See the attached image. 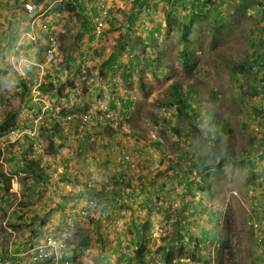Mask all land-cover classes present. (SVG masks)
I'll use <instances>...</instances> for the list:
<instances>
[{"label": "rangeland", "instance_id": "rangeland-1", "mask_svg": "<svg viewBox=\"0 0 264 264\" xmlns=\"http://www.w3.org/2000/svg\"><path fill=\"white\" fill-rule=\"evenodd\" d=\"M171 1L173 0H166V2L164 0L137 1L142 4L149 2L156 5L159 10L158 15L156 14L160 17L158 20L159 25L155 29L153 38L146 42L136 40V42L131 44L134 54H126L124 51L121 53L124 57L122 58L124 62L116 66V69H114L115 76H111L116 80L120 88L130 90L131 95L135 97V113H133L132 117L128 116L130 120L125 125L128 126V129H131L132 135L142 136L144 134L146 135V140L157 143L154 146L152 145L155 148V151L153 150L154 166L152 165V174L151 177L147 178L146 183V189H153L156 195L152 197L153 199L150 203L144 202L143 210L136 209L135 205L141 196L134 195L130 199L133 202L132 206L138 211L135 213L146 214L147 219L151 220V217L154 219L151 231H154L156 235L153 238L151 237L148 242L147 246L149 247L150 255L147 259H151V264H190V262H192L191 264H198L194 263L196 259L197 261L199 259L202 260V254L192 250L193 248H190L186 242L187 240H185L178 247L173 258L169 259L168 262L164 261L167 253L166 248L169 249L167 241L169 237H172L176 224L180 220L176 216L181 208L179 204L183 205V201L178 203L174 200L177 197H181V195L178 196V190L179 185H182V181L179 177H175L173 182H169L168 178L172 175L170 168L175 166L173 165L175 157L179 153H181V164H186L190 151L193 152L195 158H198L199 155H208L209 153L216 156L217 160L212 163V166L216 167H214L213 175V194L210 196L214 198L208 202L211 203L214 211L220 201L216 200V197H224L225 190L230 191L228 206L223 214L221 225L222 243L213 250L216 264H258V258L263 256L264 259V250L262 249L264 248V241L259 243L264 235L256 234L251 228V223L253 221H262L264 223V216L257 217L254 215L257 212L252 206L253 200L250 197H237L235 180L230 179L224 182V176L227 173L230 172L229 175H235L237 171L234 168L222 170L225 164L234 159L235 152L252 148L256 142H259L261 137L260 132L255 134L252 126H254V119L258 115L255 114L254 109L258 107L264 109V88L260 84L263 74L257 73L256 78H254L255 72L252 69V62L258 59L257 54H260V51L264 48V41H257V34L261 35L260 27L256 28L258 24H255L257 23V18L253 14H249V12L241 13L239 9L240 5L252 4L254 0H239L238 2L235 0H200L208 5L210 9L203 15H196L197 27L188 35L190 42L187 50L190 52L192 64L196 65V68L191 65H185L180 60L184 43L181 41L179 34L184 24L182 17L188 16V9L186 6H180V9L174 11L170 8ZM214 1L221 2L219 5L220 11L214 9L216 6ZM137 2L122 0L124 9L116 10L121 19L130 11L129 9L132 10L137 7V4H139ZM137 12L144 14L142 9ZM216 12L220 14L218 19L215 18ZM66 17L73 18L68 26L69 30L65 31L63 29V33L59 31L53 34L51 40L57 41L62 49L64 47L65 49L75 48L78 43L73 38L81 29V21L74 13H68ZM38 19L42 20L44 17ZM37 23V26H35L36 32L43 31L44 33L48 31L46 27L50 24H46V27H44V22L38 21ZM158 29L159 36L156 33ZM117 30L111 25L108 33H114L115 36H109V38L103 36L94 42L88 40L85 42V44H88L83 46L85 49V61L88 59L89 71L96 79L99 77L102 80H106L107 76L114 74L113 70L112 73L111 71L103 73L101 69L105 67L99 66V61L104 56V51L113 50L109 47V44L113 43L119 37L118 35L121 34ZM30 32L28 35L24 34L27 43L26 47L28 46L29 52L35 50V43L39 38L38 34H31ZM143 35H146V31L143 29H130L129 36L133 38H143ZM35 36L37 37L35 38ZM121 39H123V36ZM36 44L38 45L39 42ZM95 47L102 50L104 48L102 56H93L92 48ZM157 48L162 50V54H158ZM21 49L23 51L27 50L24 46H21ZM97 57L100 58L97 59ZM136 57L138 58V66L134 67L133 62ZM241 61L245 62V69L239 68L237 72L233 73L230 67H238L235 65ZM20 63L10 58L7 63L0 65V124L5 122V118L12 116L15 119L14 123L24 128L27 127L25 124L30 123L32 119L40 115V111H31L29 108L27 91L30 93L29 101H31L32 88L28 87L25 89L23 96L17 90L20 82L17 83L13 79L12 67L14 65L18 67ZM130 63L134 67V75L136 73L138 75L131 82L125 79L122 82L120 80L122 78L121 74L118 76L117 72L126 69L124 65H129ZM21 73L25 77L28 76L24 71ZM140 77L142 80H139ZM23 82L28 86L27 78ZM102 82L100 81V84ZM141 83L143 86H140ZM173 85L180 87L179 92L183 97L181 102L175 100ZM102 86H106V84L99 86L102 90H100L96 100L107 102L106 96L110 92L107 90L106 94H104L102 91L108 88H102ZM188 89H191L189 94H187ZM186 103L191 105L193 111L189 112L188 108L184 106ZM53 110H55V107ZM38 129L41 132L38 133L37 141L41 147L37 157L41 159L43 165V159L46 156L45 153H47L46 149L49 150L46 140L49 137V132L58 131L59 129L57 125L47 121L44 124L42 123ZM206 130L212 133V136L208 137V139H213L212 147L205 146L203 140L195 134L205 133ZM260 131L263 132L264 130L261 129ZM180 132L187 133L184 138L186 143L175 148L173 144L180 140V137H178ZM189 134L192 137H188ZM54 141L56 142L55 139ZM24 143H26L24 136L19 139L0 137V148L3 152L0 156V257L3 260L9 256L14 257L12 256V253H14L13 249L19 250L27 245L26 239L30 237L32 230L42 229L44 231L45 227L51 228V226H44V224L53 212H59L53 205L54 203L56 204L59 196L55 191L61 185H57L54 179L51 180L52 184H31L32 170L25 165L21 168L20 158L24 157L25 154L20 153L19 147L25 145ZM158 144L159 146H157ZM214 146H216V150ZM55 151L57 152L56 147L53 152ZM216 151L219 152L218 156L215 153ZM160 159L162 160L159 163ZM245 160L241 159V163L245 164ZM59 164H61L60 160ZM175 168L178 171L182 169L181 166ZM53 169L51 168L52 175L54 174ZM57 169L60 171L58 174L59 179L60 175H63V169ZM191 170H194L193 178L196 180L199 177V171L194 168ZM99 179L97 177L95 180L98 187L101 185V181H104ZM58 181L60 182V180ZM7 183L11 185V189L9 191L2 190ZM160 186H163L164 189L162 188V192L158 196V188ZM52 188L55 190H52ZM31 190H34L33 195L30 194ZM164 194L168 195V197H164ZM102 197H114V194L112 192H102ZM160 197L168 198L166 208H169L171 213L175 214L167 222H164V218H162L164 216L162 215L163 210L158 211L159 213L155 212L157 206L159 209L163 207L162 203H158ZM47 202L49 203L48 206ZM120 203L114 206L111 215L105 216L108 217V222H111L112 225H106L107 233L112 231L111 229L114 227L116 230L118 227L120 228L125 219L122 216L123 214L121 216L119 214L123 212L126 215L128 210L124 209L125 204L122 205ZM102 209L104 207H98L91 215H99L101 213L99 210ZM35 213L40 217L43 216V218H40V221L43 220L42 222H44L42 226L40 225L41 223H32L28 219ZM74 214L77 216L76 213ZM71 216L72 214L69 216L65 214L64 220L71 218ZM60 219H54V222L56 223ZM63 221L61 220L60 224ZM81 222L78 221L77 223ZM123 230L126 231V228ZM124 242L126 243V240ZM22 243L24 244L22 245ZM62 258L63 254L60 257L61 262ZM60 261L59 264H61ZM200 263L210 264L206 260Z\"/></svg>", "mask_w": 264, "mask_h": 264}, {"label": "crops", "instance_id": "crops-1", "mask_svg": "<svg viewBox=\"0 0 264 264\" xmlns=\"http://www.w3.org/2000/svg\"><path fill=\"white\" fill-rule=\"evenodd\" d=\"M21 1L22 0H0V65L7 63L10 58L15 59L16 62H21L18 67H15V65L12 67V72L14 73L13 79L17 82L27 78V82L32 89L33 85L34 87H38L37 90L33 89V98L30 102L32 110L37 109L38 106L49 109L55 107V109H59L60 112L67 113L75 110L77 107L82 109V111L97 110V112H99L101 108H113L119 109L120 111L128 109V112L121 114L130 115L133 106H135V97L131 95L130 90H123L120 88L116 80L111 76H115L114 69H116V66L121 62H124V60H122L124 57L121 55L123 51L126 54H134L133 46H131L132 43L136 42V40L139 42H146L153 38L154 31L159 25L158 20L160 18L157 16L159 10L156 5L149 2L143 4L137 2L139 3L137 4V7H134L132 10L129 9L130 11H128V13L121 19L116 10L124 9L122 0H113V2L110 3V7H112L111 25L118 29L117 31L123 35V39H121L122 35H118L119 37H117L113 43L109 44V47L113 49L112 51H104V48L103 50L97 47L92 48L93 56H102V52L104 51V56H102L99 61V66H102L112 55L116 56V62L113 64L112 69H101V71L103 70V73H106V71H111L112 73L113 70L114 74L107 76L106 80H102V78L99 77L98 79H96V77L94 78L89 71V65L87 63L88 59L85 61V49L83 47L88 40H92L93 42L96 41L92 35V30H90L91 22L89 20V15H91L94 10L95 0H90V2L89 0H86L85 13H80L76 8L65 9L63 3L66 0H55L53 2H51L52 0H45L44 4H40L42 5L40 9L41 12L37 15L26 12ZM164 1L166 2V0ZM235 1L238 2L239 0ZM192 2L193 0H188L183 6L187 5L190 7ZM216 2H218V6L216 5L217 10H221L219 6L221 2ZM256 2L257 0H254L252 4L240 5L239 9L241 13L249 12V14H253L252 9ZM45 4L48 5L45 6ZM139 7L140 9H138ZM63 8L64 11L62 10ZM53 9L62 10V12H58L56 16H53L49 12V10ZM141 9L144 14L137 12L139 10L141 11ZM68 13L76 14V17L81 21V29L73 38L75 41L77 40L78 46L66 49L64 47L62 49L59 47L57 41L51 40V37L59 31L63 33V29L65 31L69 30L68 26L73 18L66 17ZM254 16L257 18V23L255 24H258L257 26L260 27L261 31V35L259 33L257 34L258 40L264 41V19L259 17V15ZM42 17H44V19H42ZM38 18L42 20H39ZM37 19L40 22H44V27H46V24H50L46 27L48 28V31L44 33L43 31H35V26L38 24ZM83 19L89 20V28H83ZM182 21L186 24L191 20H185L183 18ZM111 25L109 24V27H111ZM133 28L145 30L146 35H143V38H133L132 36H129L130 29ZM24 30L26 31L23 32ZM29 32L31 34L36 33L39 35V38L36 41V43L39 42V44L37 45L35 43V50L30 52L28 51V46L26 47L27 43L24 38V34L28 35ZM12 34H14V37ZM37 36H35V38ZM109 36L115 35L114 33H106L105 38H109ZM51 42L54 43L59 62L65 60V63L60 66H47L44 63L45 49ZM118 43L119 45L117 46ZM9 45L13 46L12 50L8 49ZM21 46H24L27 50L25 49L23 51ZM260 52L263 54L264 48ZM99 58L100 57H97V59ZM137 59H134V64L137 62ZM124 66L126 69L117 72L118 76L121 74L122 78L119 77L120 80L124 82L123 79H125L126 81L131 82L133 79H136L138 73L134 75L135 66L132 67L131 63ZM78 68H84L86 74L80 76L75 75ZM261 70L262 68L258 70L256 69L254 72L258 73V71ZM22 71L28 74V76H23L21 73ZM88 74H90V76H87ZM48 76H50V78H48ZM49 80L53 82L50 86V88H52L51 91L49 93L45 92V94L41 92V94L38 95L37 92L39 91V86L44 83L45 87H47L46 84L49 85ZM100 81H103L102 84H106V86H102V88H108L102 92L104 94H106L107 90L110 92L106 96L108 99L107 102H97L96 100V96L99 95L100 90H102L99 87L102 85L100 84ZM67 82H72V86H69ZM55 89L56 94L52 95ZM57 89H59L58 93ZM67 131H64L63 133L60 132L59 134L60 141H58V144L62 145H60L56 154L46 155L44 158V161L47 162L45 164L46 167L50 166V168H54L55 172L53 173L55 175H58L60 172L57 168L63 169V175L61 174L60 177L64 179L63 183H60L61 187L55 191L59 196L53 207L59 210V212H53L45 222L44 226L51 224L53 226L51 227L52 230L59 229L60 222L61 220H64L65 214L69 216L78 211L75 202L82 199L81 197H85L86 191L91 196H93L94 190H102L103 192L108 193L112 192L114 197H100L102 204L108 205L106 206L108 208L105 207L100 211L101 213L99 215L76 224L72 236L68 241L67 249L64 251L61 264H151V259H147L150 255L149 247L147 245L151 237L153 238L156 235L154 231H151L154 219L153 217H151V220L147 219L146 214L142 215L140 213H135L138 211L132 206L133 202L130 199L134 195L141 196L135 204L137 205L144 197V202L150 203L153 199L152 197L156 195L154 194L153 189H146V183L147 178L151 177L152 174V165L154 166L153 150L155 151L153 146L157 143H152L146 140V135L144 134H142V136L137 134L123 136L119 133L110 135L108 132H105V130L97 133L93 142H88L86 137L80 132L74 134L70 129ZM186 134L187 133L184 132L178 134L180 140L174 142L173 145L175 148L186 143L184 140L187 136ZM195 134L203 140L205 146H212L213 139H208V137L212 136V133L209 130H206L205 133L200 132ZM190 136L192 137V135L189 134L188 137ZM109 145H111V151ZM157 146H159V144ZM125 153H128L131 156L133 162V166L126 169L125 172L129 178L128 181L124 187L121 188V191L118 187H113L110 184L107 187L105 182H107L109 177L118 172H123L117 164L120 156ZM235 153L236 155L234 156V159L230 160L228 164H225L222 170L234 168V170L237 171V174L229 175L230 172L227 173L224 176V182H226V180L229 181L230 179L235 180V184L237 185V197H250L253 202H258L259 207H254V209L259 215L256 213H254V215L257 217L264 216V133L261 135L259 142L255 143V146L248 150H240ZM209 154L211 155L212 153ZM205 157H207V154L203 156L199 155L198 158H195L193 152L189 151L186 164H181V153L175 157V163L173 164L175 166L170 168L172 175L169 176L168 180L170 182L172 179L171 182H173L175 177L181 179L182 185H179L178 190V196L181 195V197L173 199L178 203L183 201V205L181 206L179 204V207L181 208L176 216L180 220L178 224H176L172 237H169L167 241V247L169 249L165 246L163 247L166 248V251L172 249L176 252L178 247L182 245L181 243L187 240L186 242L190 248H193L192 250L202 254V260H193L195 261L194 263L201 264V261L206 260L210 264H216L215 258L213 257V250L222 243L221 225L223 214L228 206L230 191L228 192L225 190L224 197H216V200L220 201L214 211L211 203L208 202L214 198L210 196L213 194V175L214 167L216 166H212L211 163L209 168L207 165L203 168L199 162ZM241 159H246L245 164L241 163ZM59 160L61 161V164H59ZM161 160L162 159L159 160V163ZM177 166H181L182 169L178 171L175 168ZM192 168L199 171V177L196 180L193 178L194 170H191ZM235 176L237 177L235 178ZM97 177L100 178L99 180H104L101 181L99 187L95 182ZM103 177L105 178L102 179ZM50 184H52V181H50ZM93 187H95L94 190ZM52 190L55 189L52 188ZM114 190L118 192H115ZM140 192H142V194H140ZM160 194L161 193L158 191V196ZM164 197H168V195L164 194ZM167 200L168 198L164 199L160 197L158 201V203H162L163 206L158 211L163 210L162 215L164 216L162 218H164V222L171 220L175 216L174 213H171L169 208H166ZM118 203L122 205L125 204L124 209L128 210L127 214L124 215L121 211L122 213H120L119 216L123 214L122 216L125 217L121 227H118L117 230L114 227L111 229L112 231L108 230L110 232L107 233L106 225H112L111 222H108V217L105 216L111 215L112 209ZM48 205L49 203L47 202V206ZM182 207L185 208V210H183ZM34 215L38 218L43 217H40L36 213ZM58 218L61 219L55 223L54 219ZM124 228H126V231L123 230ZM46 229L49 228L46 227ZM36 231H39V229L32 230V234L26 239V249L23 247L19 249H24L26 252L13 249L14 253H12V256L16 257L14 260L15 264H18V260L20 261L23 255L26 256L31 253L32 247L34 246V233ZM259 233L260 235H263L264 231H260ZM179 238L180 240H178ZM124 240H126V243ZM22 241L25 242L24 240ZM262 242L263 240L259 243ZM259 243L258 245L260 246ZM23 244L24 243H22V245ZM29 247L30 250H28ZM262 249L264 250V248ZM9 258L12 257L9 256ZM257 261L258 264H264L263 256L258 258ZM191 263L192 262H190V264Z\"/></svg>", "mask_w": 264, "mask_h": 264}, {"label": "clouds", "instance_id": "clouds-1", "mask_svg": "<svg viewBox=\"0 0 264 264\" xmlns=\"http://www.w3.org/2000/svg\"><path fill=\"white\" fill-rule=\"evenodd\" d=\"M53 1H55V0H52L51 2H53ZM112 2H113V0H95V2H94L95 3L94 10L92 11L91 15H89V20L91 22V28H90V30H92V35H93L94 39H96V40L102 38V35L100 37H95L94 32H93L94 31V20L93 19L99 15L100 11H102L99 8V6L101 4L104 5L107 8L106 9L107 13L104 14V15H102V18H103V21H104L103 30H105L108 33V30H109V22L107 20L109 19L110 22H111L112 16H111L110 3H112ZM171 2H170L171 3L170 4V8L175 11V10L180 9V6H183L184 4H186L188 2V0H173ZM214 2L218 6V2H216V1H214ZM21 4H23V8H24V10L26 12L32 13V14H35V15H37V14L40 13V12L38 13V11H40L41 6H42V5H40L41 3H39V4L36 3V0H22L21 1ZM26 4H32L34 6V8L32 10H28L25 7ZM263 4H264V0H257L256 4L254 5V8L252 9L254 15H256V16L259 15V17H262L261 15L264 14V13L261 12V6ZM207 6L208 5H206L205 3H202L200 0H193L192 5L190 7H188L186 5V7L188 9V13H187L188 16H183L182 19L184 17L191 16L192 19H195L196 20V22H193V24H197V17H196V15L197 16H200V15L205 14V12L210 9L209 6L208 7ZM187 9H185V10H187ZM199 9H201V12L202 13H198L197 12ZM214 9L217 10L216 6H215ZM218 11H220V10H218ZM217 13L218 12L215 13V18H218L216 16ZM90 22H89V24H90ZM188 24H190V23H188ZM188 24H183V25L188 26ZM198 25H200V24H198ZM105 28H107V29H105ZM193 30L194 29L190 26L189 27V34H191V32H193ZM154 33H155V31H154ZM156 33H157V36H159V29L156 31ZM120 35H122V34H120ZM179 36H180V34H179ZM49 50H51L53 52V54H54V57H53V59L50 62H48L46 60L47 52ZM157 50H158V54H162V50L160 48H157ZM183 51H184V48L182 49V52ZM180 60H181V54H180ZM58 62H59V59H57V54H56V49H55L54 43L51 42L50 45L45 49L44 63L47 66H52V65L60 66V65H62V64L65 63V60L60 61L59 63ZM181 62H182V60H181ZM190 65L191 66H194V67L196 66L194 64H190ZM134 66L135 67L138 66V59H137V62L134 64ZM85 74H86V71H85L84 68H80L79 73H77V71L75 72V75H78V76L85 75ZM139 80H142L141 77L139 78ZM23 81H24L23 79L17 81V83L20 82V85L17 86V90L21 94V96H23V91L25 89H27L28 87H30L29 84H28V86H26ZM40 86H39V91L37 92V94L40 95L41 92L45 94V92H43V90H42V88ZM140 86H143L142 83L140 84ZM30 88H32V87H30ZM37 88L38 87H34V85H33V89L34 90H37ZM32 92H34V91H32ZM113 93H115V92H113ZM27 96L30 98V93L28 91H27ZM29 98H28L29 108L31 109V111H34V110H32V108L30 106V102L31 101H29ZM32 98H33V94H32ZM32 98H31V100H32ZM97 102H99V101H97ZM258 108H260V107H258ZM260 109H262V108H260ZM35 110H37L38 112L40 111V115L38 117L32 119L30 121V123L25 124L27 127L21 128V127L18 126L15 129L7 132L6 134L0 135V137H2V138H5V137H14V138H18L19 139L20 137L24 136V138L26 139V143H24L25 145L19 147L20 153L25 154L24 157H21L20 158L21 159V166H22L21 168H23L24 165L28 168V166L26 165V163L30 159L36 160L37 161L36 163L39 165V168L43 169L44 172L49 176V180L43 181V180L40 179L39 182L40 183L50 184V181L52 179H54L55 180V183L57 185H60V183H63V180H61V177H59V179H58V175H55V174L52 175L51 174V168H50V166H47L46 167V165H45L47 162H45L44 159H43L44 164L42 165L41 159H39V157H37V154H39V150H40L39 148L41 147L39 145L38 141H37L38 133L41 132L40 129H38V127L42 123L44 124L45 121L51 122L53 125H57L58 126V129H59L58 131L57 130H53V131H50L49 132V137L51 138V134L54 133V132H58V134H60V132L63 133L64 131H67V130L70 129V124L69 123H64V121H63L64 119H67V117L70 114H68L67 116H62V114H61V112H60L59 109L53 110V109H49V108L41 107V106L40 107L38 106V108L35 109ZM48 111H51L53 114L50 116V114H49ZM72 112L73 111H70V113H72ZM84 112L87 113V112H91V111L87 110V111H84ZM84 112L83 113H79L78 112V113L74 114V116H80V118H82L83 120H85L86 117H85V113ZM93 112H95V114L91 115L87 120H85L83 122V124H82V131L80 132L86 138L89 135V137L87 138V141L88 142H93L95 140V136L97 135V133H99V132H101L103 130H105V132H108L110 135H112L114 133H119V134H121L123 136H132L131 129L130 128L128 129V126H126L125 124H126V122L128 120H130L129 118L133 116V113H135V106H133V109L130 112V117H128L129 116L128 114L127 115H122L121 114V113L128 112V109H126L124 111H120L119 109H113V108H111V109L101 108L99 110V112H97V110L96 111L93 110L91 112V114ZM255 114H258V115L254 119L255 124H254V126H252V128H253L255 134H257V133L260 132L261 135H262L264 133V131L261 132L260 130L261 129L264 130V109H262V112L261 113H255ZM59 119H61V121ZM255 125L258 127L257 130H255ZM84 130L86 132H83ZM49 137L46 139L48 145H49ZM54 139L56 140V142L54 141ZM58 141H60V138L58 136H55L53 138V143H54L53 150L55 149V147L57 148V150L59 149L60 144H58ZM26 148H27V150H26ZM109 149L111 151V145H109ZM46 150H47V153H45V155H54L56 153V151L50 153V152H48L49 151L48 149H46ZM41 156H42V154H41ZM117 157H118V155H117ZM117 165L120 167V169H122V170H124L126 172V169H128V168H130V167L133 166V162L131 160V156L128 153L122 154L120 156V158H119V162H118ZM39 168H38V170H39ZM29 169L32 170L30 167H29ZM32 172H34V171H32ZM53 172H55L54 169H53ZM31 176H32V173H31ZM31 179H32V177H31ZM128 179L129 178L127 177V175H125V177L122 179L124 185L126 184V182L128 181ZM58 180H60V182ZM31 184H34L32 180H31ZM105 184L107 185V187L109 186L108 179H107V182H105ZM94 188L95 187H93V190H94ZM10 189H11V185H10L9 190ZM102 192H103L102 190H98V191H95L94 190V194H93V196H91L86 191L85 197H81L82 199H80L79 201H76L75 202V204L77 205V210H78L76 212L77 216L73 213V215L71 216V218H68L67 220H64L60 224L59 229H57V230H52L51 228L46 229V227L44 228V231L42 229H40L39 231H41V234L39 235V237H35L34 236V238H39L40 240L43 239V236L42 235H43L44 232L46 233L47 231H53L55 234H60V233H63L64 230H67V235L64 237L65 247L61 250V253L64 254V251L67 249V246H68V241H69V239L72 236L73 230H74L77 222L78 221H85V219L92 218L94 215H91V214L94 213L98 209V207H104V205L102 204V201H100V197H101ZM33 193L30 192V194H32V195H33ZM80 203H82V204H80ZM90 203H91V205H90ZM252 206H253V208L254 207H259V204H258V202H253L252 203ZM102 210H99V211H102ZM35 216L36 215H33L32 217H35ZM32 217H30L28 219L30 220ZM42 221H40V218H38V221H35L34 223H39V222H42ZM253 222H257V221H253ZM258 223H260V225L264 227V223L262 221H259ZM45 226H51V227H53L51 224L45 225ZM251 228L258 235H260V233H259L260 231H263L262 229L256 231L253 226ZM34 238H33V245L36 244L34 242ZM183 243H184V241L182 242V244ZM24 249H26V246L24 247ZM24 249L21 252H26V250H24ZM28 250H30V247L28 248ZM32 252L33 251H31V253ZM166 252L167 253L165 255L166 256L169 255V256H167L169 259H172L173 256H174V254L176 253L172 249L167 250ZM31 253L27 254L26 256L21 257V260L22 261L23 260L25 261V262H23L21 264H29L27 262V258H28V256ZM61 255H59L57 257L51 255V257H50L51 264H59ZM166 256H165V258H166ZM14 257L13 258H9L8 257L7 259H4V260H3V258L0 257V264H5V263H7V264H15L14 263V260L16 259V257L15 258ZM165 258H164V261H165ZM9 261H11V262H9ZM20 261L18 260V263ZM39 264H41V263H39ZM42 264H50V262H47V263L42 262ZM126 264H132V263H126Z\"/></svg>", "mask_w": 264, "mask_h": 264}, {"label": "trees", "instance_id": "trees-1", "mask_svg": "<svg viewBox=\"0 0 264 264\" xmlns=\"http://www.w3.org/2000/svg\"><path fill=\"white\" fill-rule=\"evenodd\" d=\"M134 1H138V0H134ZM89 2H90V0H89ZM36 3H42V4H44L45 3V0H36ZM48 4H45V6H47ZM64 5H65V9L66 8H68V9H71V8H76V9H78L79 10V12L80 13H85L86 12V10H85V7H86V0H66V1H64ZM62 10H64V8L62 9ZM62 10H49V12H50V14L51 15H53V16H56V14L58 13V12H62ZM198 13H202L201 12V9H199L198 11H197ZM219 13H217L216 14V16L217 17H219ZM262 17L261 18H263L264 19V14H262L261 15ZM109 18V17H108ZM184 19L185 20H191L189 23L190 24H188V26H186V25H183L182 27H181V32H180V38H181V41L184 43V51L181 53V60H182V62L185 64V65H190V64H192V58H191V54H190V52H188V50H187V48H188V44H189V39H188V35H189V27L191 26L193 29H195L196 27H197V24H193V22H196V20L195 19H192V17L191 16H189V17H184ZM216 19H218V18H216ZM83 23H82V26H83V28H89L90 27V24H89V21L86 19V20H84L83 19ZM108 22H110V20L108 19L107 20ZM110 25H111V22L109 23ZM257 27H259V26H256V28ZM91 28V27H90ZM106 31L105 30H103L102 31V37L103 36H105L106 35ZM14 34H12V36H13ZM14 37V36H13ZM258 42H262V41H259L258 40ZM254 45V44H253ZM253 45H252V47H253ZM12 48H13V46L12 45H9L8 46V49L9 50H12ZM257 56H258V59L257 60H255V61H253L252 62V69H254V70H258V69H260V68H263V70H261V71H258V73L260 74V75H262L263 74V77L261 78V86L264 88V53L263 54H257ZM116 56L115 55H112L108 60H106L105 62H104V64H103V66L105 67V68H112L113 67V64L116 62ZM66 61H67V59H66ZM242 62V61H241ZM237 63V65H235V66H238V67H236V68H234V67H230L231 68V71L234 73V72H237L238 70H239V68H241L242 70H244L245 69V62H242V63ZM77 73H79V71H80V68H78L77 70ZM256 74L257 73H254V78H256ZM48 78H50V76H48ZM46 83H47V81H46ZM48 84L49 85H47L46 84V86L47 87H45V84L44 83H42L41 84V88H42V90H43V92H47V93H49L50 91H51V89L52 88H50V86H51V81L49 80V82H48ZM67 84L69 85V86H72V82H67ZM172 89H173V94H174V96L176 97L175 98V100H177V101H179V102H181L182 100H183V97L180 95V87L179 86H176V85H174V86H172ZM58 90L59 89H57V93H58ZM189 92H191V89H188V91H187V94H189ZM56 94V89L54 90V92H53V94L52 95H55ZM184 106H186V108H188V110H189V112L190 111H193L192 110V107H191V105L189 104V103H186ZM49 112V114H50V116L53 114L51 111H48ZM83 113L84 111H82V109H80V108H76L75 110H73V112L72 113H70V112H67V113H64V112H61V114H62V116H67L68 114H70L69 115V119H64L63 121H64V123H69L70 124V130L72 131V133L74 132V134H78L79 132H81L82 131V124H83V122L85 121V120H87L91 115H93V114H95V112H93L92 114H91V112H87V113H85V117H86V119L85 120H83L82 118H80V116H74V114H76V113ZM254 112L255 113H261L262 112V109H260V108H257V109H254ZM73 114V115H72ZM5 120V122H3V123H1L0 124V135H4V134H6L7 132H9V131H11V130H13V129H15L16 127H18V125H16L15 123H14V119L12 118V116H9L8 118H5L4 119ZM60 121H61V119H59ZM62 121V122H63ZM68 127V126H67ZM83 132H86L85 130L83 131ZM67 133H68V131H67ZM55 136H58L59 137V134H58V132H54V133H52L51 134V138L49 137V152L51 153V152H53L54 150H53V146H54V143H53V138L55 137ZM88 137H89V135H88ZM87 137V138H88ZM87 138H86V140H87ZM214 148H215V150H216V146H214ZM216 153V155L218 156L219 155V152H215ZM2 155V150L0 149V156ZM210 156V157H209ZM217 159H216V156L215 155H207V157H205L204 159H202V161H200L199 162V164L204 168V166H206L207 165V167L209 168V165H211V163H213L214 161H216ZM37 161L36 160H33V159H30L27 163H26V165L28 166V167H30L31 169H32V171H34V172H32V181H33V183L34 184H42V183H40L39 182V180L41 179V180H43V181H47V180H49V176L44 172V170L43 169H41V168H39V165L36 163ZM193 166H195V165H193ZM38 168H39V170H38ZM123 172L122 173H116V174H113L111 177H109V179H108V182H109V184H111L113 187H118L119 188V190L121 191V188L122 187H124V183H123V181H122V179L125 177V175H126V173H125V171L124 170H122ZM37 178V179H36ZM61 180H64V179H62L61 178ZM172 181V179L170 180V182ZM161 187V188H160ZM159 188H158V191L161 193L162 192V188H164L163 186H160ZM9 188H10V185H9V183H7L3 188H2V190H6V191H8L9 190ZM171 190H173V188H171ZM115 192H118V191H116V190H114ZM31 193H33L34 191L33 190H31L30 191ZM144 199H145V197L140 201V202H138V204L136 205V209H138V210H143V204H144ZM125 200V199H124ZM124 203V202H123ZM106 206H108V205H104V208L106 207ZM106 208H108V207H106ZM158 210H159V207L157 206L156 207V210H155V212H158ZM31 221H32V223H34L35 221H38V217L37 216H35V217H32L31 219H30ZM39 223H41L40 225L42 226V224H43V222H39ZM40 230V229H39ZM41 234V231H36L35 233H34V236L35 237H39V235ZM178 240H180V238L178 239ZM182 244V243H181ZM222 250H224V249H222ZM167 256H169V255H167ZM166 256V258H165V261L167 262L168 260H169V258ZM47 262H50V264H51V259L50 260H48V261H46V262H44V263H47ZM42 264V263H41Z\"/></svg>", "mask_w": 264, "mask_h": 264}, {"label": "built area", "instance_id": "built-area-1", "mask_svg": "<svg viewBox=\"0 0 264 264\" xmlns=\"http://www.w3.org/2000/svg\"><path fill=\"white\" fill-rule=\"evenodd\" d=\"M25 7L28 10H32L34 6L32 4H26ZM99 8L102 10L100 11L99 15L95 17L94 20V35L95 37H100L103 31L104 21L102 15L106 14V7L104 5H100ZM261 12L264 13V4L261 6ZM54 57V54L51 50L47 52L46 60L50 62ZM70 117L68 116L67 119ZM258 127L255 125V130ZM91 205V203H90ZM93 205V204H92ZM252 226L256 231L262 229L264 231V227L260 225L258 222H253ZM67 235V230H64L63 233L55 234L53 231H47L43 233V239L34 238V242L36 243L32 248V253L28 256L27 262L29 264H39L42 262H46L50 259L51 255L59 256L61 250L65 247L64 237ZM264 235V234H263ZM264 240V237L263 239ZM24 256V255H23ZM22 256V257H23ZM22 261V260H21ZM18 264H21L22 262ZM7 264V263H5Z\"/></svg>", "mask_w": 264, "mask_h": 264}]
</instances>
